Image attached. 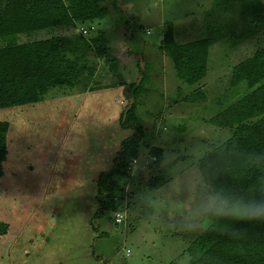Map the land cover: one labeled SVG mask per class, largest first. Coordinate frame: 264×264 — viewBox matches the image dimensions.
Returning <instances> with one entry per match:
<instances>
[{
    "label": "rangeland",
    "instance_id": "obj_1",
    "mask_svg": "<svg viewBox=\"0 0 264 264\" xmlns=\"http://www.w3.org/2000/svg\"><path fill=\"white\" fill-rule=\"evenodd\" d=\"M215 5V0L100 3L107 8L105 18L77 24L87 31L79 34L95 39L94 74L80 76L73 90L51 89L38 104L0 110V122L10 125L0 177V221L9 230L0 238V264L191 263L188 249L200 230H184L180 205L186 194L174 179L199 169V160L230 137L211 119L249 92L245 84L231 86V70L264 45V29L251 23L241 4L227 12ZM169 24L178 44L223 27L212 52L210 67L216 70L198 84L181 80L159 50ZM67 33L58 27L12 41ZM141 75L145 93L137 112L146 146L129 178L118 184L116 208L94 220L98 177L133 134L120 126L119 116L130 102L129 86ZM152 148L162 156L151 154ZM237 222L217 221L215 228L222 232L218 225Z\"/></svg>",
    "mask_w": 264,
    "mask_h": 264
},
{
    "label": "trees",
    "instance_id": "obj_2",
    "mask_svg": "<svg viewBox=\"0 0 264 264\" xmlns=\"http://www.w3.org/2000/svg\"><path fill=\"white\" fill-rule=\"evenodd\" d=\"M100 3L119 6V0H68V3L0 0V39L5 41L0 46V110L38 104L51 89L73 90L80 76L94 74L96 64L92 61L91 42L95 39L89 41L79 34L77 24L105 18L107 8L99 7ZM238 3L250 12L251 23L264 29L263 0H215V6H224L226 12ZM58 27L68 33L35 42L12 41ZM222 34L223 27L216 26L205 38L178 44L173 25L169 24L159 50L168 58L177 76L192 86L216 70L210 67L212 52L215 40ZM141 65L142 56L138 61V66ZM230 78L232 87L245 84L249 92L212 117L215 127L226 129L231 135L202 157L198 168L215 185L249 194V189L264 186L257 183L264 180V45L252 57L234 66ZM144 82L141 75L129 86L130 102L121 112L119 124L123 129H131L133 134L122 141L110 170L98 177L99 209L94 220L102 219L106 212L116 208L118 184L129 178L130 162L139 159L142 147L146 146L142 142L144 130L137 112L139 97L145 93ZM9 128L8 123L0 122V177L8 156ZM150 152L156 157L162 156L160 150L152 148ZM251 194L257 199L264 198L259 190ZM216 223L200 230L199 239L189 247L190 264H264V221H238L234 227L241 232L236 235L218 231ZM8 230V224L0 221V238ZM95 230L98 238L105 237L97 227Z\"/></svg>",
    "mask_w": 264,
    "mask_h": 264
},
{
    "label": "clouds",
    "instance_id": "obj_3",
    "mask_svg": "<svg viewBox=\"0 0 264 264\" xmlns=\"http://www.w3.org/2000/svg\"><path fill=\"white\" fill-rule=\"evenodd\" d=\"M254 159H259L254 156ZM258 185H264V180H258ZM186 199L180 205V213L184 221V230H206L216 221H264V198L257 199L251 193L261 191L264 196V186L249 189V194L217 186L206 178L199 169H193L184 174L181 179H174ZM222 232L231 231L234 235L241 232L234 225H218Z\"/></svg>",
    "mask_w": 264,
    "mask_h": 264
},
{
    "label": "built area",
    "instance_id": "obj_4",
    "mask_svg": "<svg viewBox=\"0 0 264 264\" xmlns=\"http://www.w3.org/2000/svg\"><path fill=\"white\" fill-rule=\"evenodd\" d=\"M77 31H79V33L81 32L82 34H86V33H87V31H86L85 29H83L82 27H79V29H77ZM136 162H137L136 159H133V160L130 162V164H129V168H128V170L130 171V173H131V171H132L133 165H134ZM116 222H117V223H121V222H122L121 215H119V214L116 215Z\"/></svg>",
    "mask_w": 264,
    "mask_h": 264
},
{
    "label": "crops",
    "instance_id": "obj_5",
    "mask_svg": "<svg viewBox=\"0 0 264 264\" xmlns=\"http://www.w3.org/2000/svg\"><path fill=\"white\" fill-rule=\"evenodd\" d=\"M96 259V258H95Z\"/></svg>",
    "mask_w": 264,
    "mask_h": 264
}]
</instances>
